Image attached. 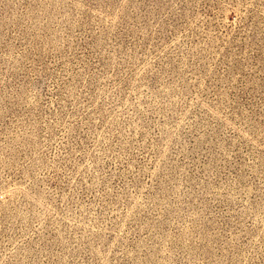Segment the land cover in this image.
<instances>
[{
  "label": "rangeland",
  "instance_id": "rangeland-1",
  "mask_svg": "<svg viewBox=\"0 0 264 264\" xmlns=\"http://www.w3.org/2000/svg\"><path fill=\"white\" fill-rule=\"evenodd\" d=\"M0 264H264V0H0Z\"/></svg>",
  "mask_w": 264,
  "mask_h": 264
}]
</instances>
